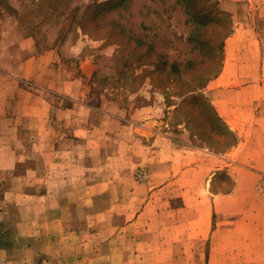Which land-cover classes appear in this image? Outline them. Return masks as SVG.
Listing matches in <instances>:
<instances>
[{
    "label": "rangeland",
    "instance_id": "374dc122",
    "mask_svg": "<svg viewBox=\"0 0 264 264\" xmlns=\"http://www.w3.org/2000/svg\"><path fill=\"white\" fill-rule=\"evenodd\" d=\"M188 2L0 0V68L16 73L27 59H39L40 81L65 94L47 92L59 106L43 133L30 131H41L37 124L18 126L30 135L34 154L23 170L2 175L0 264H88L84 257H99L102 244L151 251L136 264H264L260 223L255 230L236 224L246 207L230 198L235 172L228 161L212 168L204 187H189L180 172L169 184L158 180L145 151L134 150L133 140L144 146L142 138L126 139L132 148L123 143L119 118L153 115L145 110L151 103L175 136L184 125L194 144L218 154L238 142L200 88L223 63L212 46L231 15L222 9L224 0ZM28 69L35 73L37 66ZM74 98L92 108V146L84 137L53 138L73 132L66 120ZM243 174L251 183V171ZM263 181L254 185L260 195ZM141 211L148 220L137 222L135 234L117 235L123 221ZM96 257L92 264L101 263Z\"/></svg>",
    "mask_w": 264,
    "mask_h": 264
},
{
    "label": "crops",
    "instance_id": "0c3cea01",
    "mask_svg": "<svg viewBox=\"0 0 264 264\" xmlns=\"http://www.w3.org/2000/svg\"><path fill=\"white\" fill-rule=\"evenodd\" d=\"M242 5L239 0H224L222 9L230 13L232 26L225 38L223 63L213 79L201 88V92L210 97L220 118L235 133L238 142L233 148L225 154H218L198 146L192 141L191 131L184 125L183 132L176 135L180 136L177 138L161 126L165 121L154 116L158 113L153 111L155 106L152 103L145 107V110L154 112L153 115H136L132 119L120 116V131L123 143L127 142L129 148H132V145L126 139H135L137 136L143 139L144 146H141L138 140H133V148L145 151L146 161L152 164V170L160 177V182L170 179V184L174 181V175L180 172L178 179L187 181L189 187L196 185L201 188L204 187L212 168H221V162L228 161V166H233L235 172V186L229 194L230 198L245 204L246 207V218L237 217L236 224L245 221L255 230L260 223L264 236V194L260 195L254 191V185L264 177V0H246ZM30 63L37 66L35 73L29 71ZM42 65L39 59L34 58L27 59L25 70L21 68L16 73L0 68V182H3L2 175H14L20 169L23 170L21 167L25 161L34 154V149L30 146L33 144L30 135L19 133L18 126L24 121L32 127L37 124L41 131H30L43 133L45 125L54 122L52 112L57 110L59 104L47 100V92L60 95L63 91L48 88L40 81L38 71ZM31 73L36 75V80ZM71 87L72 84L67 89L69 96H72ZM91 111L92 108L87 102L75 99L66 120L67 126L73 127V132L63 134L61 138L54 133V140H74L79 136L84 137L86 142L89 141V146H92L94 125ZM249 171L251 183L245 181L243 174ZM244 185L247 186L245 193ZM240 193L245 196L241 197ZM202 199L207 201L206 196ZM213 202L217 204V197L213 198ZM146 213L141 211L129 215L117 235L125 238L133 236L135 233L132 230L137 222L141 219L148 220ZM98 250H101V256H85V262L92 264L91 261L96 257L101 258L98 259L100 264H122L123 261L136 264L134 262H137L141 255L145 258L151 255V251H139V248L126 245L102 244Z\"/></svg>",
    "mask_w": 264,
    "mask_h": 264
},
{
    "label": "trees",
    "instance_id": "16d2710c",
    "mask_svg": "<svg viewBox=\"0 0 264 264\" xmlns=\"http://www.w3.org/2000/svg\"><path fill=\"white\" fill-rule=\"evenodd\" d=\"M190 5V0H189V2H188V6ZM217 12H222V10L220 9V8H218L217 7ZM188 12V11H187ZM188 13H190V12H188ZM201 19H203V16L201 17ZM201 22H202V20H201ZM200 24V23H199ZM231 26H232V19L230 18L229 19V24H228V26L224 29V34L222 35V39L220 40V41H218L214 46H212V48H213V52L214 53H216V52H218L219 53V56L221 57V59H223V45H224V41H225V38L229 35V33H230V31H231ZM140 27H142L143 29H148L149 27H148V25L147 24H145L144 22H142L141 23V25H140ZM148 34H147V32L146 33H144V35L143 36H141L139 39H137V41H138V43L141 45V44H144L146 41V39H145V37L147 36ZM215 36H216V32H215ZM148 47L149 48H154V44H152V43H149L148 42ZM217 47V48H216ZM216 48V49H215ZM172 65H173V67L174 68H176L177 67V63H176V61H173V63H172ZM220 65H221V63L217 66V71L214 73V75H216L218 72H219V70H220ZM211 78V77H210ZM209 78V79H210ZM207 84V82H205V83H203L202 85H201V87L200 88H202V87H204L205 85Z\"/></svg>",
    "mask_w": 264,
    "mask_h": 264
},
{
    "label": "built area",
    "instance_id": "2783aa9c",
    "mask_svg": "<svg viewBox=\"0 0 264 264\" xmlns=\"http://www.w3.org/2000/svg\"><path fill=\"white\" fill-rule=\"evenodd\" d=\"M264 182V181H263ZM263 187H264V184H263Z\"/></svg>",
    "mask_w": 264,
    "mask_h": 264
}]
</instances>
